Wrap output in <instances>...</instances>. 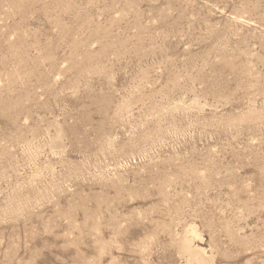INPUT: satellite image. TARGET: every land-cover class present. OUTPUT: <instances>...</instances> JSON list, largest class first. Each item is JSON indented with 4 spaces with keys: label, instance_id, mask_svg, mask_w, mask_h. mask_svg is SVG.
Listing matches in <instances>:
<instances>
[{
    "label": "rangeland",
    "instance_id": "rangeland-1",
    "mask_svg": "<svg viewBox=\"0 0 264 264\" xmlns=\"http://www.w3.org/2000/svg\"><path fill=\"white\" fill-rule=\"evenodd\" d=\"M263 40L264 0H0V264H264Z\"/></svg>",
    "mask_w": 264,
    "mask_h": 264
},
{
    "label": "bare ground",
    "instance_id": "bare-ground-1",
    "mask_svg": "<svg viewBox=\"0 0 264 264\" xmlns=\"http://www.w3.org/2000/svg\"><path fill=\"white\" fill-rule=\"evenodd\" d=\"M63 1H64V0H63ZM64 3H65V2H64ZM57 5H58V4H57ZM62 5H63V4H62ZM69 6H70V4H69ZM56 8H57V7H56ZM59 13H60V12H59ZM55 18H56V17H55ZM72 26H73V25H72ZM263 41H264V40H263ZM46 44H47V43H46ZM26 47H27V46H26ZM41 48H42V47H41ZM90 56H91V55H90ZM90 56H89V57H90ZM231 58H232V57H231ZM96 62H97V61H96ZM37 65H38V64H37ZM225 65H226V64H225ZM250 68H251V67H250ZM234 69H235V68H234ZM241 69H242V68H241ZM246 69H247V68H246ZM242 70H243V69H242ZM248 70H249V69H248ZM38 71H39V70H38ZM217 71H218V70H217ZM39 73H40V72H39ZM234 73H235V72H234ZM44 74H45V73H44ZM244 74H245V73H244ZM45 75H46V74H45ZM45 75H44V76H45ZM235 77H236V76H235ZM41 78H42V77H41ZM246 78H247V77H246ZM251 78H252V77H251ZM242 81H243V80H242ZM244 81H245V80H244ZM45 82H46V81H45ZM241 83H242V82H241ZM249 84H250V83H249ZM46 90H47V89H46ZM135 100H136V99H135ZM248 108H249V107H248ZM123 158H124V157H123ZM43 164H44V163H43ZM206 174H208V173H206ZM41 177H42V176H41ZM150 177H151V176H150ZM216 178H217V177H216ZM45 180H46V179H45ZM42 181H43V180H42ZM33 182H34V181H33ZM145 182H146V181H145ZM208 184H209V183H208ZM207 186H208V185H207ZM161 194H162V193H161ZM130 197H131V196H130ZM163 203H164V202H163ZM158 205H159V204H158ZM9 209H10V208H9ZM168 209H169V208H168ZM133 210H134V208H133ZM172 210H173V209H172ZM161 211H162V210H161ZM129 212H130V211H129ZM132 213H133V212H132ZM166 213H168V212H166ZM163 214H164V213H163ZM175 214H176V213H175ZM177 215H178V214H177ZM115 216H116V215H115ZM165 217H166V216H165ZM140 218H141V217H140ZM175 218H176V217H175ZM97 219H98V218H97ZM157 219H158V218H157ZM150 221H151V219H150ZM162 221H163V220H162ZM174 221H175V220H174ZM167 222H168V221H167ZM121 223H122V222H121ZM163 223H164V222H163ZM163 223H162V224H163ZM168 223H169V222H168ZM171 223H172V221H171ZM110 225H111V224H110ZM117 225H118V224H117ZM155 225H156V224H155ZM174 225H175V224H174ZM97 226H98V225H97ZM114 226H115V225H114ZM119 226H120V225H119ZM167 226H168V225H167ZM156 227H159V226H156ZM174 227H175V226H174ZM97 228H98V227H97ZM117 228H118V227H117ZM153 228H154V227H153ZM159 228H160V227H159ZM165 228H166V227H165ZM167 228H168V227H167ZM155 229H156V228H155ZM157 229H158V228H157ZM173 229H174V228H173ZM158 230H159V229H158ZM142 231H143V230H142ZM162 232H163V229H162ZM162 232H160V233H162ZM176 232H177V230H176ZM99 233H100V232H99ZM117 233L119 234V232H117ZM120 233H121V232H120ZM152 233H154V231H153ZM157 233H158V232H157ZM164 233H165V232H164ZM109 234H110V233H109ZM121 234H122V233H121ZM145 234H146V233H144V236H145L144 239L147 238ZM110 235H111V234H110ZM153 235H154V234H153ZM157 235H158V234H157ZM167 235H168V234H167ZM174 235H175V234H174ZM255 235H256V234H255ZM255 235H254V236H255ZM148 237H149V234H148ZM151 237H152V235H151ZM149 238H150V237H149ZM172 238H173V237H172ZM172 238H171V239H172ZM255 238H256V237H255ZM157 239H158V238H157ZM171 239H170V241H171ZM101 240H102V239H101ZM101 240H100V241H101ZM115 240H116V239H115ZM140 240H141V239H140ZM140 240H139V241H140ZM100 241H99V242H100ZM145 241H146V239H145ZM148 241H150V240H148ZM174 241H175V240H174ZM103 242H104V239H103ZM108 242H109V241H108ZM117 242H118V240H117ZM152 242H153V241H152ZM168 242H169V241H168ZM150 243H151V242H150ZM171 243H172V242H171ZM137 244H138V243H137ZM147 244H148V243H147ZM194 244H195V243H194ZM138 245H140V244H138ZM138 245H137V246H138ZM144 245H145V243H144ZM121 246H122V245H121ZM140 246H141V245H140ZM172 247H173V245H172ZM185 247H186V246H185ZM192 247H193V246H192ZM98 248H99V247H98ZM101 248H102V247H101ZM99 249H100V248H99ZM145 249H146V247H145ZM200 249H201V248H200ZM101 250H102V249H101ZM101 250H100V251H101ZM119 250H120V249H119ZM143 250H144V249H143ZM178 250H179V248H178ZM195 254H196V253H195ZM196 257H197V256H196ZM199 258H200V257H199ZM140 259H142V258H140ZM195 259H197V258H195ZM147 260H148V259H147ZM148 262H149V261H148ZM150 262H151V261H150ZM179 262H181V261H179ZM180 264H182V263H180ZM208 264H209V262H208Z\"/></svg>",
    "mask_w": 264,
    "mask_h": 264
}]
</instances>
